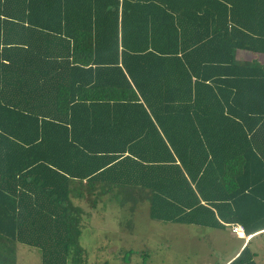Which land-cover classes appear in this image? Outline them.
Segmentation results:
<instances>
[{"label": "trees", "instance_id": "obj_1", "mask_svg": "<svg viewBox=\"0 0 264 264\" xmlns=\"http://www.w3.org/2000/svg\"><path fill=\"white\" fill-rule=\"evenodd\" d=\"M257 56L264 0H0V264L17 244L39 264H86L71 198L138 189L150 218L241 225L226 264H257Z\"/></svg>", "mask_w": 264, "mask_h": 264}, {"label": "rangeland", "instance_id": "obj_2", "mask_svg": "<svg viewBox=\"0 0 264 264\" xmlns=\"http://www.w3.org/2000/svg\"><path fill=\"white\" fill-rule=\"evenodd\" d=\"M133 193L135 201L116 202L110 195L71 198L80 207L78 242L86 264H222L243 240L228 225L217 229L150 218L148 192ZM249 246L256 250L257 262L264 264V233L252 238ZM39 261L35 249L17 244L16 264Z\"/></svg>", "mask_w": 264, "mask_h": 264}, {"label": "crops", "instance_id": "obj_3", "mask_svg": "<svg viewBox=\"0 0 264 264\" xmlns=\"http://www.w3.org/2000/svg\"><path fill=\"white\" fill-rule=\"evenodd\" d=\"M257 58L260 59V60H264V57H263V56H259V57L257 56ZM230 232H231V231H230ZM231 233H232V232H231ZM263 233H264V230H261V232H260L259 234L254 235L253 238H254L255 236H257V235H262ZM233 234H234V233H233ZM234 235H235V234H234ZM241 236H242V237H239V236L236 235L237 238H239V239H241V240L243 239L242 242H241V244L239 245L238 249L234 252V254H233L231 257H229L228 259H226L222 264H226L227 261H229L234 255H236V253L240 250V248L242 247V245H243V244L246 242V240L250 237V236H246V235H244V234H242ZM259 245H261V244L259 243L258 246H259ZM253 251H255V253L257 254L256 250H253ZM256 254H255V255H256ZM257 255H258V254H257ZM255 261H256L257 264H259V263L257 262L256 258H255Z\"/></svg>", "mask_w": 264, "mask_h": 264}, {"label": "built area", "instance_id": "obj_4", "mask_svg": "<svg viewBox=\"0 0 264 264\" xmlns=\"http://www.w3.org/2000/svg\"><path fill=\"white\" fill-rule=\"evenodd\" d=\"M228 226L230 227V231L234 233L235 235L240 236L238 234H241V235L243 234L241 225L234 223V224H229Z\"/></svg>", "mask_w": 264, "mask_h": 264}]
</instances>
